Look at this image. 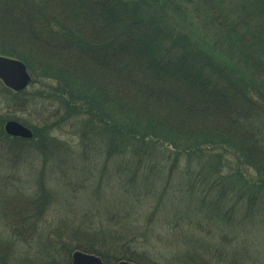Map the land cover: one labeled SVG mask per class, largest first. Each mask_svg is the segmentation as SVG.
<instances>
[{
    "label": "trees",
    "instance_id": "1",
    "mask_svg": "<svg viewBox=\"0 0 264 264\" xmlns=\"http://www.w3.org/2000/svg\"><path fill=\"white\" fill-rule=\"evenodd\" d=\"M185 1L192 6L190 14H202L204 42L191 29L178 28L169 12L180 8L175 0H0V54L56 81L54 114L80 121L83 143L96 151L122 153L117 156L125 157L127 179L159 176L156 165L146 164L154 159H167L173 168L182 158L203 156V146H231L239 161L233 172L237 186L214 177L225 178L220 169L229 166L221 165L216 151L207 150L208 157L220 158V168L185 170L212 196L208 211L228 217L236 206H245L241 218L250 219L264 210V0ZM210 32L216 37L211 41ZM20 95L25 92L12 93V101L23 106ZM40 96L48 101L40 91L36 100ZM44 135L39 130L33 138ZM4 139L26 141L9 137L0 125ZM165 142L175 152L156 147ZM241 164L255 170L254 183L244 178ZM145 165L148 173L138 168ZM49 199L41 186L32 200L40 207ZM22 229V237L39 230ZM70 239L59 241L65 264L75 249L106 263L156 264L132 250L106 253L93 240ZM214 262L192 249L180 264Z\"/></svg>",
    "mask_w": 264,
    "mask_h": 264
},
{
    "label": "rangeland",
    "instance_id": "2",
    "mask_svg": "<svg viewBox=\"0 0 264 264\" xmlns=\"http://www.w3.org/2000/svg\"><path fill=\"white\" fill-rule=\"evenodd\" d=\"M175 1L180 8L169 12L177 19L178 28L191 29L204 42L207 31H201L202 14L192 15V6L185 0ZM209 37L211 41L215 36ZM26 69L30 81L22 90L25 95H20L23 106L12 101V93L17 92L5 89L0 82V125L3 130L6 121L15 120L45 135L41 140L35 136L31 142L0 140V247L7 250H0V262L5 260L2 264H65V249L59 241L71 236L73 243L93 240L106 253L132 250L156 264H180L192 249L216 264H264V210L250 219L241 218L245 206H236L228 217L208 211L212 196L185 170L187 166L189 172L220 168V158L208 157L207 150L216 151L224 162L221 165L229 166L220 169L225 178L214 177L222 178V184L237 186L233 172L239 161L231 146H203V156L189 161L182 158L173 168L167 159H154L146 164L156 165L159 176L127 179L125 157L117 156L122 153L106 156L96 151L93 145L83 143L80 121L63 119L62 112L54 114L56 81L45 78L49 76L40 70ZM38 91L49 95L48 101H43V96L36 100ZM163 146L156 147L166 154L176 150L167 142ZM138 168L148 173L146 165ZM240 168L244 178L254 183L255 170L242 164ZM41 186L50 199L39 207V201L33 204L32 199ZM31 226L39 230L26 237L19 234ZM194 242L211 250L195 248Z\"/></svg>",
    "mask_w": 264,
    "mask_h": 264
},
{
    "label": "water",
    "instance_id": "3",
    "mask_svg": "<svg viewBox=\"0 0 264 264\" xmlns=\"http://www.w3.org/2000/svg\"><path fill=\"white\" fill-rule=\"evenodd\" d=\"M0 80L4 86L19 91L24 89L30 76L26 66L20 60L0 55ZM4 131L12 136L31 138L32 131L14 120H8L4 124ZM71 264H106L95 254L75 250L71 256ZM116 264H137L129 261H119Z\"/></svg>",
    "mask_w": 264,
    "mask_h": 264
}]
</instances>
